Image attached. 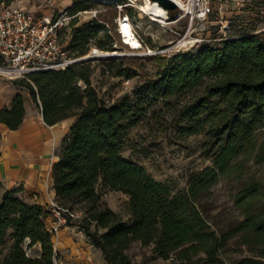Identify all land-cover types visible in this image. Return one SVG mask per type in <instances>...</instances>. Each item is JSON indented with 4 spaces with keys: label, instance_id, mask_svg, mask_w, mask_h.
<instances>
[{
    "label": "trees",
    "instance_id": "obj_1",
    "mask_svg": "<svg viewBox=\"0 0 264 264\" xmlns=\"http://www.w3.org/2000/svg\"><path fill=\"white\" fill-rule=\"evenodd\" d=\"M90 2L75 0L72 13L87 9ZM210 4L211 10L217 8L214 0ZM247 8L264 13V0H252ZM110 20L107 14L74 19L67 44L70 55H86L93 46L116 50L122 40L117 24V35L109 27ZM254 20L240 23L237 30L231 24L233 34L215 44L109 59L110 73L125 78L142 59L152 65L134 93L114 104L103 100L92 84L93 59L13 80L40 104L48 124L75 119L53 163L55 200L75 210L78 204L89 205L73 224L101 250L107 264H131L129 250L136 241L152 245V257L171 259L172 264H264V212L254 209L262 192L258 180L241 191L244 219L237 225L213 229L201 210L202 199L222 177L243 171L247 153L264 161V140L260 144L258 139L264 129V36L256 32ZM190 91L199 92L182 104V96ZM157 102L163 104L161 109L175 111L180 137L206 133L215 140L213 163L192 172L184 189L155 178L123 154L129 131ZM25 113V96L18 90L10 106L0 110V122L18 129ZM99 183L128 195L130 220L101 202ZM48 212L19 197L15 189L0 193V264H57L56 234L45 221ZM234 236L254 254L227 260L226 244Z\"/></svg>",
    "mask_w": 264,
    "mask_h": 264
},
{
    "label": "rangeland",
    "instance_id": "obj_2",
    "mask_svg": "<svg viewBox=\"0 0 264 264\" xmlns=\"http://www.w3.org/2000/svg\"><path fill=\"white\" fill-rule=\"evenodd\" d=\"M75 0H5L7 5L22 7L28 11L40 14H59L64 11L71 13ZM113 1V2H112ZM124 3V9L132 11V19L137 25V30L150 47H167L172 51L180 41L186 39L188 44L179 46L180 51L196 48L202 44H215L222 38L232 35L230 25L237 30L240 23L252 18V24L256 32L264 36V13H250L247 4L252 0H214L217 8L211 10L205 19L192 18L194 1H191V11L174 23L164 24L157 21L152 14L146 11L148 0H92L83 10H97V15H109V27L116 34V7L118 2ZM116 4L115 6H110ZM85 21L91 18V14L81 16ZM118 33V32H117ZM194 42L196 44H194ZM118 42L117 51L129 52L126 44ZM177 48V49H179ZM106 52V51H105ZM114 52V51H112ZM170 53V52H169ZM131 55V54H127ZM124 56L112 54L93 59L95 68L92 74V84L98 95L109 104L119 102L126 95H132L136 87L141 83V78L152 71V65L145 59L137 62V68L130 78L112 75L108 61L113 57ZM4 84L15 86L13 79L0 74V89ZM17 90L29 92L26 87L17 85ZM199 92V91H198ZM196 91H190L182 96L181 103L189 101ZM161 102L155 103L149 110L148 116L138 125L131 128L126 140L123 154L132 158L146 167L157 179L169 183L175 189L187 187L189 176L202 167L213 163V153L216 149L214 138L206 133L180 137L176 131L175 111L166 108L161 109ZM259 143L264 140V129L259 133ZM242 172L234 173L229 177H222L214 185L201 201V210L213 229H228L237 225L244 219L245 207L240 199L241 191L245 184L252 179L261 183V196L254 204V209L264 212V161H259L255 153H247L244 157ZM101 202L108 205L125 220H130L129 197L121 191L111 190L101 183L98 184ZM89 205L78 204L76 209L86 210ZM86 207V208H85ZM84 215V213H83ZM225 257L227 260L237 259L243 256H252L254 252L239 244L238 236L227 241ZM131 264H172L171 259L152 257V245L143 246L136 241L130 250ZM31 254H36L32 250Z\"/></svg>",
    "mask_w": 264,
    "mask_h": 264
},
{
    "label": "built area",
    "instance_id": "obj_3",
    "mask_svg": "<svg viewBox=\"0 0 264 264\" xmlns=\"http://www.w3.org/2000/svg\"><path fill=\"white\" fill-rule=\"evenodd\" d=\"M125 6L124 3L116 5L119 10L116 24L121 40L130 48L129 52L118 53L117 50L105 52L93 46L86 55L74 57L67 49L73 21L78 19L82 22L81 16L84 14H91V17L97 16V10H80L76 13L68 10L59 14L46 15L1 3L0 55L3 61L0 63V74L13 80L27 79L28 74L34 71L65 69L75 62L109 54L152 56L161 52H178L181 50L179 46H184L182 40L172 51L167 47L163 49L150 47L137 30V25L130 13L124 9ZM210 12V0H196L194 12L190 15L192 18L205 19ZM134 40L138 42V45L133 44ZM50 212L53 220L49 227L55 234L65 227L81 230L77 224L73 223L82 217V211L62 207L53 200ZM57 264L60 263L57 262Z\"/></svg>",
    "mask_w": 264,
    "mask_h": 264
},
{
    "label": "crops",
    "instance_id": "obj_4",
    "mask_svg": "<svg viewBox=\"0 0 264 264\" xmlns=\"http://www.w3.org/2000/svg\"><path fill=\"white\" fill-rule=\"evenodd\" d=\"M1 88L0 110L10 106L18 93L10 84ZM24 96L26 113L20 127L13 130L0 122V193L15 189L19 197L43 205L49 211L45 221L50 226V205L55 200L53 163L59 158L63 139L75 119L50 125L44 120L40 104L29 92ZM34 248L39 249V245ZM55 248L60 264H107L101 250L83 230L60 229L55 236Z\"/></svg>",
    "mask_w": 264,
    "mask_h": 264
},
{
    "label": "bare ground",
    "instance_id": "obj_5",
    "mask_svg": "<svg viewBox=\"0 0 264 264\" xmlns=\"http://www.w3.org/2000/svg\"><path fill=\"white\" fill-rule=\"evenodd\" d=\"M181 8V12L179 13L177 18L171 17L168 9L164 7L159 0H148L146 11L159 21L160 23L169 24L174 23L179 18L181 19L183 15L189 14L191 11V1L189 3H185L183 0H174ZM194 3L196 0H193ZM192 12V11H191ZM179 19V20H180ZM134 45H138V42L136 40L132 41ZM183 44H187L188 40H183Z\"/></svg>",
    "mask_w": 264,
    "mask_h": 264
},
{
    "label": "water",
    "instance_id": "obj_6",
    "mask_svg": "<svg viewBox=\"0 0 264 264\" xmlns=\"http://www.w3.org/2000/svg\"><path fill=\"white\" fill-rule=\"evenodd\" d=\"M113 2V1H112ZM117 1H115L116 3ZM159 2L168 9L171 17L177 18L181 12L180 6L174 0H159ZM112 55V54H109Z\"/></svg>",
    "mask_w": 264,
    "mask_h": 264
}]
</instances>
